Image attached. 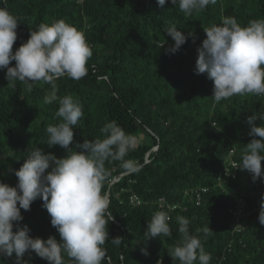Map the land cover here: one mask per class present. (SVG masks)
I'll return each mask as SVG.
<instances>
[{
    "label": "trees",
    "instance_id": "16d2710c",
    "mask_svg": "<svg viewBox=\"0 0 264 264\" xmlns=\"http://www.w3.org/2000/svg\"><path fill=\"white\" fill-rule=\"evenodd\" d=\"M7 8L19 21L13 52L28 40L30 31L58 20L82 31L92 48L85 77L56 81L57 95H72L84 112L73 126L69 147L79 152L77 143L102 139L100 130L110 121L138 141L125 159L143 164L139 173L127 174L121 161L105 163L110 175L104 190L113 214L108 237L123 241L119 246L105 243L103 264H180L170 256L182 239L178 216L190 221L193 235L207 226L213 232L207 238L200 233L204 251L212 256L210 264H264V225L258 220L264 182L260 178L253 182L251 173L240 168L234 178L221 173L231 149L233 158L241 162L252 139L247 118L264 108V96L234 95L216 103L211 97L213 81L206 73L195 72L204 29L223 18L234 17L241 26L264 19V0H216L190 16L171 0L164 6L156 0H8ZM170 25L186 37L174 54L166 52L174 45L164 33ZM9 66H15V61ZM51 91V85L43 82L31 90L19 81L12 87L6 69H0V182L16 185L18 178L10 169L18 170L34 147L57 158L67 155L61 146L46 144V128L59 122L58 102L44 103ZM198 187L207 190L196 203V197L189 199L185 191ZM161 197L184 208L172 212L160 208ZM239 199L245 204L240 216H235ZM42 204L37 198L29 211L21 209L19 226H27L33 238L53 236L59 242ZM160 211L170 217L172 236L146 241L147 223ZM22 260L49 264L35 252H26ZM0 264H15V253L0 255Z\"/></svg>",
    "mask_w": 264,
    "mask_h": 264
},
{
    "label": "clouds",
    "instance_id": "9594fccd",
    "mask_svg": "<svg viewBox=\"0 0 264 264\" xmlns=\"http://www.w3.org/2000/svg\"><path fill=\"white\" fill-rule=\"evenodd\" d=\"M7 2L0 0V69H6V79L12 87L17 81L29 90L39 82L51 85L52 91L45 96L44 103L58 102L55 117L59 122L46 128V144L49 148L61 146L67 155L57 158L51 152L45 154L34 147L18 170L10 169L18 178L16 185L0 182V255L12 257L15 253V264H27L22 260L26 252H35L49 264H103L107 257L105 243L110 241L119 246L123 241L121 237L110 240L108 237L107 225L113 220V214L109 210L110 196L104 190L110 175L105 163L121 161L127 174L139 173L144 165L125 159L135 150L138 141L115 121H110L100 130L102 139L77 143L75 147L81 149L79 152L69 147L74 138L73 126L84 117V112L79 100L72 95H57L56 81L64 77L73 80L85 77L92 48L82 31L58 20L42 23L35 31H30L28 40L13 52L19 21L8 10ZM156 2L164 6L166 0ZM171 3L178 4L180 11L190 16L209 4L214 5L216 0H171ZM177 28L170 25L164 30L174 40V45L166 49L167 53L174 54L186 41ZM204 31L206 38L197 48L195 72L206 73L213 81L214 102L234 95L264 96V19L241 26L234 17L223 18L220 24H213ZM12 61L15 66H9ZM258 119L264 121V108L247 118L252 139L246 144L237 167L251 173L253 182L257 178L264 182L261 169L264 124L257 126ZM37 198L43 201L42 207L59 233V242L53 236L46 240L33 238L27 226H19L23 219L21 209L29 211ZM169 220L166 212H156L147 223L145 240L159 236L170 238ZM258 220L264 225V193ZM177 221L182 239L173 248L172 259L180 264H210L212 256L204 251L200 233L207 238L213 232L207 226L197 229V235H193L189 232L187 218L178 216Z\"/></svg>",
    "mask_w": 264,
    "mask_h": 264
},
{
    "label": "built area",
    "instance_id": "2783aa9c",
    "mask_svg": "<svg viewBox=\"0 0 264 264\" xmlns=\"http://www.w3.org/2000/svg\"><path fill=\"white\" fill-rule=\"evenodd\" d=\"M233 153H234V150L231 149L230 152H229V155L226 159V161L224 162V167L222 168V175L223 176H227V177H232L234 178L239 167H237L239 165L240 162H238L237 160H235L233 158ZM148 154L145 155V162L148 161V158H147ZM223 182V178L222 176L219 177V184H222ZM207 190V187H198V188H194V189H191V190H187L185 191L186 193V196L190 199L192 197H196V203H199L200 202V196H201V193L202 192H205ZM137 198V196H136ZM244 201L242 199H239L238 200V203L236 205V210L234 212L235 216H240V213L242 212L243 210V207H244ZM158 206L160 208H164V209H167L169 211H175L177 208L179 209L180 207H183V205H180L179 203H167L166 199L164 197H161L158 199ZM236 226V225H235Z\"/></svg>",
    "mask_w": 264,
    "mask_h": 264
}]
</instances>
